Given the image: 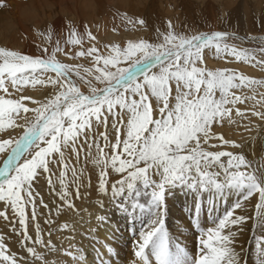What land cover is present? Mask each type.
Returning a JSON list of instances; mask_svg holds the SVG:
<instances>
[{
  "label": "snow or ice",
  "instance_id": "snow-or-ice-1",
  "mask_svg": "<svg viewBox=\"0 0 264 264\" xmlns=\"http://www.w3.org/2000/svg\"><path fill=\"white\" fill-rule=\"evenodd\" d=\"M6 7L4 0H0V8ZM126 22L144 23L131 18ZM157 33L156 43L129 41L124 47L113 43L106 46L105 54L96 44L86 49L82 46L85 38L89 43L95 40L87 26L83 34L73 28L66 43L70 50L72 46L81 47L71 53L70 59L91 57L90 67L57 60L58 52L69 55L60 41L51 52L44 48L39 56L0 48V93H3L0 95V118L8 117L6 125L0 124V132L4 133L0 137V154H3L0 201L4 205L0 217L7 220L6 212L10 209L13 217L18 218L19 227L14 226L12 232L22 237L18 242L34 260L43 259L35 245L54 248L51 241L45 245L42 239L40 224L35 223L39 218L36 209L43 206L49 213L53 209L60 211L57 204L50 207L51 200L46 203L42 196L37 199L39 193L34 186L47 175L49 193L58 197L68 209L73 207L65 178V151L71 149L78 157L76 145L83 137L81 148L86 143L91 155L89 141L95 120L97 128L101 125L105 128L96 140L102 137L104 147L111 153H105L99 143L96 144L95 160L98 165L102 164L99 170L101 193L108 195L106 186L113 174L110 186L113 197L130 192L139 195L135 190L142 187L158 202L169 185L183 184L193 177L217 189H235L241 194L236 203L211 227L199 231L191 264H246L232 246L237 234L233 227L239 226L237 231L242 230L249 217L234 215V212L242 207V200L258 193L257 212L251 219L254 227L264 226V171L252 169L242 154L213 151L229 145L232 148L242 146L216 136L211 129L225 120L232 123V109L237 104L254 100V96L237 95L233 89L251 88L255 92L257 86L264 87V81L251 80L227 68L211 70L198 65L204 63V49L211 52L214 47L219 58L227 55L236 61H255L253 67L260 66L264 70V59L257 57V53L264 54V43L255 49L238 48L226 42V32L185 35L174 32L170 22L166 33L159 30ZM47 39H51L50 32ZM79 83L88 88L89 94L80 91ZM29 84L51 85L52 94L45 101L33 100L23 94L24 86ZM26 100L36 106L29 107ZM256 103L264 107V93ZM21 113L32 115L21 116ZM251 114L264 119V111H257L256 104ZM236 115L245 117L239 108ZM109 119L114 142L109 140ZM222 157H227L226 163ZM57 163L61 166L56 177L59 189L52 179L55 175L52 165ZM72 175L75 183L79 177L75 170ZM29 205L32 208L30 219L36 229L34 240L28 234L26 209ZM103 207L101 201V210ZM40 215H44L43 210ZM96 221V225L104 222L102 214L96 216ZM44 222L49 224L50 220L45 218ZM259 246L264 250V244L259 243ZM65 254L74 259L77 248ZM133 254L137 258L133 264H178L170 251L162 218L136 238ZM0 264H18L15 253H9L2 237Z\"/></svg>",
  "mask_w": 264,
  "mask_h": 264
},
{
  "label": "bare ground",
  "instance_id": "bare-ground-1",
  "mask_svg": "<svg viewBox=\"0 0 264 264\" xmlns=\"http://www.w3.org/2000/svg\"><path fill=\"white\" fill-rule=\"evenodd\" d=\"M137 1L140 2V0H4L7 7L0 8V48H8L20 52L21 54L29 55L31 47H39L38 45L44 44L48 45L46 43H48L49 39H47L45 35L47 26L51 29L63 23H67L75 30L78 29L80 31H84L85 26H87L88 31L95 37V40L89 43L87 38H85L82 46L86 49L91 47L92 44H96L99 50L105 54L107 52L106 46H110L113 43L124 47L129 41L138 42L144 40L151 42L154 39L152 37L153 34L149 33V30L150 28L154 29V33H156L157 36V30L159 29L156 28L158 25L150 18L152 12L151 7L144 6L145 8L140 9L141 7H138ZM203 1L205 2V0H202L200 3L203 4ZM214 2L217 6L226 10L225 6L227 5L229 8L233 0H214ZM252 3L253 13L256 15L262 11V16L255 20L249 19V21L246 20V18L239 23L242 29H246V31H243L247 34L249 33L248 28H251L250 26L256 28V26L260 25L264 28V6L262 0H252ZM110 7H114L126 15L144 17L146 25L134 24L135 26H133L130 23H123L113 26L111 29L107 27L108 24L104 22L107 14L110 13L108 9ZM169 17H171L170 21H174L172 16ZM230 23H233L232 19ZM94 28H96L95 31ZM167 30L168 29H166V32ZM172 30L176 33L180 32L174 25H172ZM159 32L161 33V30H159ZM252 34L234 35L237 37L238 43L244 45H249V42L261 43V40L264 39V33L257 35ZM234 35L228 33L227 39H233L231 36ZM62 38L63 37H60V39ZM80 47L81 45H76L71 47V50L69 46L65 47L64 51L68 52L69 55L58 52L57 57L62 63H82L90 67L91 57L87 59L80 57L78 60L70 59L71 53L78 51ZM244 48H247V46ZM38 51L39 50H37V52ZM204 54L206 57V64L204 63L205 65L202 64L198 66L211 70H222L227 68L238 74H243L251 80L264 81V70H262L260 66L253 67L255 61L248 63L236 61L235 58L229 60V57L228 64L219 62V57L217 58L215 55L214 47L211 52H209L208 49H204ZM257 57L259 59H264V54L257 53ZM121 66H126V64H122ZM73 78L76 79V77ZM78 86L82 93L85 95L89 94L88 88L83 83H79ZM24 88L25 92L23 94L30 96L33 100L45 101L48 96L52 94L51 85L32 86L29 84L24 86ZM232 91L236 92L237 95L254 96V100L246 101L244 104H237L232 109L231 113L233 122L228 123L227 120H225L220 124H214L211 131L214 132L216 136H223L224 139L234 141L242 147L232 148L229 145L227 147H219L212 150L242 154L247 160L250 155L254 154L259 144L264 141V119H260L258 116H253L251 114L253 104H256L257 111H264V107L256 103L261 100L264 87L257 86L255 92H253L251 88H243L239 91L233 89ZM0 95H3V93H0ZM25 104L29 107L36 106L27 100ZM237 108L245 113V117L236 115ZM117 111H119V109H117ZM20 115L30 116L32 114L21 113ZM13 117L19 122V118L15 117V114H13ZM7 122V115L0 118V124L6 125ZM108 129H111V119L108 122ZM92 130L96 132V134L92 136V140L89 141L92 143L93 152L89 155V150H86V155H81L79 158L81 161H76V164L82 165L84 164L82 160L88 162V166L85 165L87 166V170H89V179L86 173L84 177L81 176V180H77L75 183L70 184L69 181H67V191L70 193V202L73 205L71 209L63 205L58 197H54L53 194L49 193L47 175L41 177L39 183L34 186V190L39 193L37 199L42 196L46 203L50 200L52 201L50 207L54 204L60 207L59 212L53 209L51 213H49L48 209L43 208V206L38 207L36 212L39 218L35 222L40 224L42 239L45 245H47L48 241H51V243L56 244L58 249L49 250L46 246L35 245L36 252L41 254L43 259L34 260V257L18 242L22 237L13 232L10 233L6 222L0 218V237L4 239L9 252L15 253L18 264H45V262L46 264H133V261L137 259L133 254L136 238L149 230L157 219L162 218L164 228L168 235L170 251L173 253L172 255L177 259L178 264H185L186 261L191 263V257L195 252L196 241L198 239V234L194 233L195 231L192 232L193 227L200 223L204 228L211 227L227 208H231L232 205L236 203L237 199L241 196L240 192L227 187L217 189L214 185L204 189L201 187L182 189V187L174 184L171 186L169 185L170 187L167 188L168 191L166 192L165 202L161 200L156 203L146 198L150 200L147 206L139 203L133 206L130 203L125 207L124 211L120 210L119 205L124 203L125 199L129 197L130 200H135L136 195L132 197V195H129L130 193H126L113 197L110 192V186L115 174L108 178L110 182L106 186L109 189L108 195L105 196L99 191V175L96 172L102 164L98 165L95 157H97L96 144L99 143V145H101V141L100 139L97 141L96 137L99 136V133L105 131V128L103 125L97 128L95 120H93ZM8 131H11V129H8ZM3 136L4 133L0 132V137ZM109 138L111 142H114L112 135ZM212 143L218 144L219 141H212ZM252 145H256L254 150L251 148ZM86 149H89L88 146ZM69 151L71 152V149H68V152ZM105 153L111 154L109 149H107ZM2 159L3 154H0V166H2ZM222 159L225 163L227 162V157H222ZM75 160L76 157L75 159L73 157L74 162ZM85 165H83V167H85ZM87 170L85 169L84 171ZM108 171L111 172L110 167ZM58 176L59 173L55 172V175L52 177L56 182L57 189H59L60 186L59 181L56 179ZM196 180L198 179L196 178ZM77 188H79V195H77ZM141 190L144 191L141 187L136 189L135 192L139 193ZM249 200L250 197L248 200H242V207L235 209L234 215H241L242 208L249 204ZM101 201L104 202L102 210L100 208ZM193 206L196 207L194 208ZM41 210H43L44 213L42 216L40 215ZM8 211L11 213L10 209ZM31 212L32 208L31 205H29L26 209V216L29 217L28 234L34 240L36 229L35 223L30 219ZM10 213H8V216ZM101 214L104 222L96 225V216ZM11 217L12 216H10V218ZM45 218L50 220L49 224L44 222ZM57 225L60 227L58 228ZM65 225H67V228L64 227ZM250 226L251 224H247L244 226V229H242L247 235L246 243L242 245V247L240 245V247H235V250L240 253L242 261L247 264H249L250 259H252L251 254L253 251V242L250 238L253 230L250 229ZM18 227L19 224L17 223V228ZM69 244H71L69 247L72 246L70 250H75L77 248L78 254L74 259L68 255H64L63 259H61L60 255L64 254Z\"/></svg>",
  "mask_w": 264,
  "mask_h": 264
},
{
  "label": "rangeland",
  "instance_id": "rangeland-1",
  "mask_svg": "<svg viewBox=\"0 0 264 264\" xmlns=\"http://www.w3.org/2000/svg\"><path fill=\"white\" fill-rule=\"evenodd\" d=\"M200 2H202V0H140V2L137 1L136 3H137L139 8L141 7L140 9H143L145 7H151L152 12H151L150 18L154 21V23H156L158 25V27L156 29L161 30V33H166V29H168L169 22L171 23V25H174V27L178 28V30L180 31L179 33L185 34V35H192V34H199V33H209L210 34V32L212 33V32H221V31L222 32H228L230 34L232 33L233 35L234 34L235 35H245V34L251 35L252 33L257 35V34H263L264 33V28L261 27L260 25L256 26V28L254 26L253 27L250 26L251 28H248V31L251 34L244 33V31H246V29H242L239 25V23H241L246 18H247L246 20L249 21V19L255 20V19H259L262 16V11L256 15L253 13L254 11H253V7H252L253 6L252 0H233V2L231 3L229 8L227 5L225 6V4H224V6L226 7V10L225 9L223 10V8L217 6L215 4L214 0H205V2L203 1V4H201ZM262 3L264 6V0H262ZM152 6H154V7H152ZM108 9L110 10V13L107 14V17L105 18L104 22L106 24H108V26L107 25L106 26L111 28V29L113 26L123 24V23H127L125 20L127 18H131V20L134 22L143 20L144 21L143 24L146 25L144 17H133V16L127 14L129 16L128 17L125 13L115 9L114 7H110ZM123 14H124V16H123ZM169 16H172L174 18L173 19L174 21H170L171 17H169ZM112 17H113V19H112ZM231 19H232L233 23H230ZM117 22H119V23H117ZM138 24L139 23H135V25H138ZM135 25H133V26H135ZM95 26H96V24H95ZM261 28H263V29H261ZM72 29L73 28L70 25H68L67 23H63L60 26H58L56 28H51V29H50V27L47 26L46 30H45L46 37H47V34L49 32L52 35L51 39L48 40V43H46L48 45L44 44V45H38L39 47L34 46L35 48L31 47L32 50L31 49L29 50V55L30 56H39V55H41V52L44 48H47L48 51L51 52L53 47L55 46L56 42L61 41V40L63 42L61 41L60 43L65 49V47L69 46V45L68 46L66 45L67 43L65 40L67 39V36ZM95 30H96V28H94V31ZM76 31H77V33H80V34H83V32H84L83 30L80 31L78 29H76ZM149 33L153 34L152 37L154 40H152L151 42L150 41H147V42H149V43L155 42L156 43L157 36H156V33H154V29L150 28ZM237 33H239V34H237ZM63 34H64V36H63ZM235 35L231 36L233 39H231V40L227 39L226 42L228 44H235L238 48H244L245 46H247V49H255V48L259 47L261 43H264V39H262L261 43L249 42V45L240 44V43H238L237 37H235ZM65 36H66V38H65ZM60 37H63V38L60 39ZM239 45H240V47H239ZM37 50H39V51L37 52ZM57 54H56V57H57ZM203 55L205 58L204 63L206 64L205 54L203 53ZM229 57H230L229 60H232L231 58L234 59V57L225 56L224 58H219L218 61L228 64L229 63V60H228ZM56 59L61 62V60L58 57ZM123 67H127V65L123 66ZM92 133H93V135H92ZM92 133H91L92 136H94L96 134V132L93 130H92ZM109 137H111L110 130H109ZM82 138L83 137L80 138L81 140L78 141V143L76 145L77 149L79 150L78 158H77L76 154H74L70 151L68 152V150L65 151V163L67 164V172H66L65 178H66V181H69L70 184H72L73 180H74L73 175H72V172L74 169H75V171L77 170L76 171L77 177H80L78 180H81V178L84 177V175L86 173H87L86 176L89 179V176H88L89 170H87L88 162L86 160L85 161L82 160V163H84L83 165H85V164L87 165V166L85 165V167H83L82 164H76V161H78V160H79V162L81 161L79 159L81 157V155H86L85 154V153H87L86 150L87 151L89 150V149H86V147H87L86 143H84L83 147L81 148V144L83 143V139H84V138L83 139ZM99 139L101 141L100 147L104 150V152L107 151L108 148L104 147L103 138L100 137ZM109 140H110V138H109ZM110 142H111V140H110ZM255 146L256 145H252L251 148L254 150ZM259 149H260V151H259ZM81 150H82V152H81ZM91 150H92L91 151V153H92L93 148H91ZM257 150L254 151V154H252L253 156L250 155V157H248L247 161L250 163L252 169L264 171V162H263L264 161V141H262L259 144V147L257 148ZM73 157H74V159L76 157L75 162L73 161ZM258 160H260V161H258ZM79 166H81V167H79ZM52 168H53L54 172H58V173L61 170V166L58 163L52 165ZM85 169L87 171H84ZM99 170H100V168L96 172L98 175H99ZM81 173H83V174L81 175ZM175 185L182 187V189H188L191 187H193V188H198V187L200 188L201 187L202 189H204V188H207L208 186H212L211 184L202 183V182L196 180L195 177L191 178L186 183H183V184L177 183ZM170 186H168V187H170ZM167 191L168 190L166 189L164 197L162 199L164 202H165V196H166ZM129 195H132V197H133V195H135V194L130 192ZM150 195H151L150 191L148 193H145L144 191L141 190L139 192V195H136L135 200L133 199L134 201L130 200L128 197L127 199H125L124 203L119 205V209L124 211L125 207L130 203L133 206H136L138 203L147 206V204H149L150 200L153 201L151 199ZM146 198L150 199V200H147ZM258 201H259V194L254 193L253 196L250 197L249 204L246 205L245 207H243L242 212H241L242 213L241 215H247L249 217V219L245 221L246 224H244V226H246L247 224H251L250 229H252L254 232V234L252 232V236L250 237L252 242H253V249H252L253 251L251 254L252 259H250L251 263L249 262V264H264V250H262L261 247L259 246V243L264 244V226L254 227L253 226V220L251 219L252 217L255 216V214L257 212ZM154 202L157 203V201H154ZM2 205H3V202L0 201V211H4V205H3V207H2ZM193 207L195 208L196 206H193ZM8 213H10V212L9 211L6 212V215L8 217L7 220L4 217H0V218L4 222H6V225L8 227V231L10 233H12V228L14 226L17 227L18 218H14L12 215V212L9 214V216H8ZM10 216H12V217L10 218ZM195 226H196V228H195ZM195 226L193 227L192 232L195 231L194 233H196V234H198L199 231L204 229L203 225L201 226V223L196 224ZM244 226L242 229H244ZM238 227L239 226L233 227V231H235L237 233L236 237L234 238L235 241H233V245H232L234 248L239 246V245L242 247V245H244L246 243L247 235H246V233L243 232V230L237 231ZM225 231H227V230H225ZM53 244L54 243H52V245ZM70 245L71 244H69L68 247H66L64 254L60 255L61 259H63L64 255H66L65 254L66 251L71 249L72 246L69 247ZM53 249L54 250L58 249L56 244H54ZM186 263H188V262L186 261Z\"/></svg>",
  "mask_w": 264,
  "mask_h": 264
}]
</instances>
